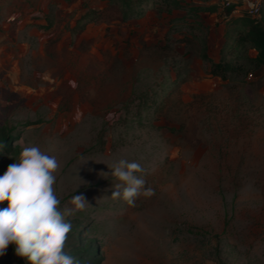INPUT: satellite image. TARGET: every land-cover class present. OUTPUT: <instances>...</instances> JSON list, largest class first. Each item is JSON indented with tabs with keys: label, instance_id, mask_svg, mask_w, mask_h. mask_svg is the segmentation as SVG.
I'll return each mask as SVG.
<instances>
[{
	"label": "rangeland",
	"instance_id": "374dc122",
	"mask_svg": "<svg viewBox=\"0 0 264 264\" xmlns=\"http://www.w3.org/2000/svg\"><path fill=\"white\" fill-rule=\"evenodd\" d=\"M77 2L0 0V264H264V66L209 73L222 5L44 45Z\"/></svg>",
	"mask_w": 264,
	"mask_h": 264
},
{
	"label": "trees",
	"instance_id": "16d2710c",
	"mask_svg": "<svg viewBox=\"0 0 264 264\" xmlns=\"http://www.w3.org/2000/svg\"><path fill=\"white\" fill-rule=\"evenodd\" d=\"M71 2L74 0H66ZM77 6L71 10H57L55 17L46 12L43 16L44 24L38 27L47 31V37L44 45L52 46L60 41L64 33L77 35L88 22L93 23H122L131 19H138L144 15L147 10L156 11L160 5L165 8L174 7L182 9L195 17L199 12H216L218 3L221 9L218 14L225 17L226 30L223 33V42L218 49V58L213 60L206 55L204 47L200 50V59L209 65V73L216 76H223L224 72L237 73L241 68L231 59H224V56L233 51L241 52L247 48L252 49L255 54L249 56L248 60L254 66H264V28L261 26L264 22V0H261L259 13L257 17H249L242 13L240 15L232 14L231 9L234 3H226V0H195L200 4L194 3L192 6L181 5V0H75ZM194 0L191 2L193 3ZM190 3V2H186ZM59 15H62L61 17ZM175 19V20H174ZM184 19V18H183ZM183 19H181L183 21ZM179 20L178 17L172 18L169 22ZM70 21V23H69ZM32 27V26H30ZM140 99L139 109L147 106L142 97ZM143 99V100H142ZM1 234V232H0ZM16 250L19 256V249Z\"/></svg>",
	"mask_w": 264,
	"mask_h": 264
},
{
	"label": "built area",
	"instance_id": "2783aa9c",
	"mask_svg": "<svg viewBox=\"0 0 264 264\" xmlns=\"http://www.w3.org/2000/svg\"><path fill=\"white\" fill-rule=\"evenodd\" d=\"M234 3L231 12L238 14L239 11L248 15L249 17H257L261 0H226V3Z\"/></svg>",
	"mask_w": 264,
	"mask_h": 264
},
{
	"label": "crops",
	"instance_id": "0c3cea01",
	"mask_svg": "<svg viewBox=\"0 0 264 264\" xmlns=\"http://www.w3.org/2000/svg\"><path fill=\"white\" fill-rule=\"evenodd\" d=\"M187 2H189V0H187ZM191 3V2H190ZM184 4V3H183ZM150 10H147L146 12L148 13ZM199 13H201V12H199ZM204 13H207V12H204ZM187 15H188V13H187ZM185 18V17H184ZM172 19V18H171ZM132 20V19H131ZM170 20V19H169ZM61 40V39H60Z\"/></svg>",
	"mask_w": 264,
	"mask_h": 264
}]
</instances>
